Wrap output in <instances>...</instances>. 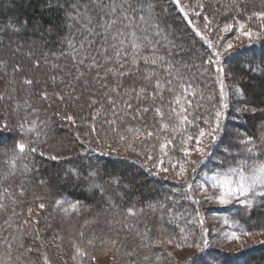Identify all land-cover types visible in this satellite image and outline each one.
Here are the masks:
<instances>
[{
    "label": "trees",
    "instance_id": "1",
    "mask_svg": "<svg viewBox=\"0 0 264 264\" xmlns=\"http://www.w3.org/2000/svg\"><path fill=\"white\" fill-rule=\"evenodd\" d=\"M185 1L217 27L254 20L255 13L264 11V0ZM112 2L0 0V264H50L31 208L49 214L54 225L60 223L57 229L77 251V264H90L95 253L105 250L117 254L121 264H153L166 254L162 242L188 241L182 229L188 222L179 223L176 217L187 221L203 213L191 199L190 183L154 174L147 163H176L195 146L201 129L214 126L217 111L222 113L220 131L217 139L210 138L203 170L264 161V114L257 115L264 109V33L216 55L205 35L195 30L184 0H115L136 8L135 15L145 18L135 21L137 36L147 31L155 41L141 47L135 62L131 55L118 61L108 47L116 26L107 45L101 27L115 19L102 7ZM102 45L108 47L103 54ZM92 58L99 67H89ZM234 73L242 78L245 99L229 98L224 90ZM32 74H37L36 82ZM67 83L72 89H64ZM41 86L49 90L47 99ZM129 103L134 111L128 110ZM182 110L191 121L184 126L178 120ZM249 138L256 144L253 155L245 150L252 148L244 143ZM20 143L26 146L23 151ZM115 143L120 152L136 157L117 155ZM58 199L79 203L80 209L61 215L54 210ZM222 211L248 235L244 247L225 251L204 241L201 252L186 264H264V243L249 238L254 231L264 232V197ZM193 224L190 231L197 242L195 234L203 228Z\"/></svg>",
    "mask_w": 264,
    "mask_h": 264
},
{
    "label": "rangeland",
    "instance_id": "2",
    "mask_svg": "<svg viewBox=\"0 0 264 264\" xmlns=\"http://www.w3.org/2000/svg\"><path fill=\"white\" fill-rule=\"evenodd\" d=\"M185 5V9H189L188 13L192 14L191 16L194 18L193 25H195V30L199 31V35H205V41L213 48V53H229L235 50L234 48L242 45H247L248 43H252V41L258 40L260 36L264 33V20L257 16L254 20H248L245 22H233L228 23L225 25H232L233 27L229 30H225V25L222 27H217L214 22H211V25L209 26L207 21H211L210 19L207 21L205 20L206 16H202V12L197 11L196 6L194 4H188L185 0L183 2ZM195 6V7H194ZM241 25H243V28H241ZM246 32H252L254 33L251 37L245 36L244 33ZM231 34V35H230ZM231 43L233 45L232 49H227V44ZM20 43L18 42V45ZM15 46V44L13 45ZM12 46V47H13ZM210 58V55H209ZM216 62V57H213ZM35 59V58H34ZM51 59V58H49ZM209 60V59H208ZM21 63L19 60L16 61V64ZM54 66V64L52 65ZM214 68H217L216 66H213ZM218 69V68H217ZM42 68L39 69L38 72H41ZM47 72V75H52V73H49L48 69H44L43 72ZM227 73V71H226ZM34 74V73H33ZM33 80L36 82L37 74L33 75ZM55 77L58 78L59 74L55 73ZM229 74H227V77ZM58 76V77H57ZM48 78V77H47ZM232 80L228 82L225 81L224 84V90L227 91L230 96H235L236 98H244L242 96L243 88L241 87V81L242 78L239 76V74H232ZM81 82V80H80ZM79 82V83H80ZM230 82H233L230 84ZM1 85L3 83H0ZM81 84V83H80ZM3 86V85H2ZM63 86V85H62ZM83 87V84L81 85ZM93 86V85H92ZM92 86H88L87 89L90 92L92 90ZM99 86V85H98ZM97 86V87H98ZM73 86L71 84L67 83L64 85V89H72ZM42 92H46L47 90L41 86L40 89ZM222 90V92H225ZM49 91V90H48ZM47 91V92H48ZM223 96L225 93H221ZM227 94V95H228ZM92 95V94H90ZM246 96V95H245ZM225 98V96H224ZM247 99L249 100V95H247ZM228 105L230 104L229 99L227 100ZM2 101L0 100V110L2 111ZM196 107V106H194ZM74 112V111H73ZM72 113V112H71ZM182 115L178 118L181 125L184 126L183 117L186 115L185 110L181 112ZM264 109L259 108L257 110L258 116H263ZM75 116V114H74ZM112 119V118H111ZM188 119L190 117L188 116ZM186 123V122H185ZM3 126V123H0ZM206 126V124H204ZM263 127V128H262ZM261 128L264 130V126L262 125ZM209 129H206V131ZM230 129L227 128V134L229 133ZM264 133V132H263ZM187 133L183 132V135ZM182 135V134H180ZM264 137V134H262ZM187 139V138H186ZM189 139V138H188ZM210 137H205L204 140L201 142L200 147H203L207 153L206 156L202 157L201 153L199 151H196L197 145L193 147V145L190 148H187L186 150H189L187 152V155L185 154L182 158L178 159L176 163H172L173 165L164 164L165 161L158 163L157 165H150L147 163L148 169H150L154 174L164 176L166 178H171L179 181L181 184L186 185L190 183L191 185V199L194 201V203H197L199 205V208H203V213H201L197 217L189 216V219L187 218V221H184V217L181 218L179 216L176 217V219L182 222H188L186 224H182L183 233L186 235V239L188 241H184L181 244L177 243H161L162 246H166L165 248V256L161 259H159L156 263L153 264H186L190 260H192L197 254L201 252L202 244L204 241L211 242V245H215L218 248H221L225 251H238L239 249L243 248L247 241V234H244L243 228L239 224L238 221H236L234 218L231 217V214L226 213L222 210L232 207L233 205L239 204H248V203H241V201H248L250 203L254 202L258 198H260L259 195L256 193L264 192V188L257 187L255 190V193H247V194H240L238 193L235 197H228L226 196V199H229L231 202L229 204H220L219 203V197L224 192V185L225 182H228V186L235 188L240 180V172L243 171L244 176L246 180L250 178L253 174V171L257 168L258 165L264 164V161H257L255 165L250 167L251 165H248L246 163H242L238 167L229 168L227 170L223 171H214L210 172L208 170H203L202 166H206L207 162H204L208 156V152L210 149ZM256 144H251L249 147L255 148L256 150ZM120 145L118 143H115L113 146V151L117 153V155H123L124 157H136L132 154L125 151V153H122L119 151ZM259 151V154L262 152ZM238 153V152H237ZM253 153H256V151L251 152L250 155H253ZM204 162V163H203ZM162 165V166H161ZM176 165L183 166L187 171L181 175L180 174V167H177ZM172 167V168H171ZM167 169V170H165ZM230 169H236L235 172L230 171ZM197 170H202L199 174L197 173ZM207 194V195H205ZM59 202V203H58ZM71 204H76L78 207L76 209H72L70 207ZM65 209H68L65 211ZM80 209L79 203L70 201L69 199H58L55 202L54 210L56 212H59V214L64 216H69L70 214L78 211ZM29 212L31 217L33 218V227H37L38 231L41 236H38V238H41L43 241V244L45 245L47 249V254L49 257L50 264H77V251L71 249L67 245V241L65 240V237L63 238V234L57 229L58 225H54L51 222V217L49 214L41 213L37 208L30 209ZM135 211V210H134ZM233 210H230V212ZM98 216L103 215V211H100L97 213ZM189 214L187 213L186 216ZM96 217V213L92 216H90V219H93ZM179 217V218H178ZM56 221V220H55ZM65 221H67L65 219ZM94 221V220H93ZM201 221H203L201 223ZM193 222L198 224L201 228H203L198 234H195V236H199V240L196 242L195 240H192L194 235H192L190 231V226L194 225ZM55 226V227H54ZM70 226V225H69ZM83 230V229H82ZM233 232L236 233V235L239 237V239L233 238ZM252 240V243H264V232L263 231H254L251 233L250 237ZM254 241V242H253ZM76 246V244H75ZM90 264H121L117 258V254L114 252L105 250L101 252H97L92 257V262Z\"/></svg>",
    "mask_w": 264,
    "mask_h": 264
},
{
    "label": "snow or ice",
    "instance_id": "3",
    "mask_svg": "<svg viewBox=\"0 0 264 264\" xmlns=\"http://www.w3.org/2000/svg\"><path fill=\"white\" fill-rule=\"evenodd\" d=\"M176 3L179 4V0H176ZM103 9L105 10L106 14H110L112 16H115V19H111L108 21H105L101 24V27L103 29V33H104V41L105 44L107 45L108 39H109V32L111 29H113V26L115 25L116 28L114 31L111 32V40L113 41V43L111 45H108V47H111L115 50V57L116 59L119 61L122 59V57H127V56H132L133 62H135V58H136V53H138L141 49V47L143 46H154L155 41L150 39V36L148 34L147 31H143L141 36H137V31L134 29H138V25L136 24V19H139L141 21H143L145 18L143 16H139L137 17L135 15L136 13V8L132 5V4H124V3H120L117 4L115 3V0H113L112 3L110 4H104L102 5ZM119 10V12H118ZM142 10V9H141ZM181 11H183V9H181ZM129 13H132V15H129ZM79 15V14H78ZM185 15H187V13H185ZM256 16L264 18V11L262 12H258L255 13ZM205 20L207 21V17H205ZM209 26L211 25V21H207ZM189 23H191V21H189ZM233 26L232 25H225V30H229L231 29ZM241 28H243V25H241ZM157 35H159L160 33L157 32ZM254 33L252 32H246L244 33L245 36L251 37ZM140 40L142 41L141 43H138L137 41ZM89 44H91V41H89ZM85 47V45L83 43H81L80 48L83 49ZM108 47H105L102 45L100 52L101 54L106 53L108 51ZM130 48L131 52L127 51L126 49ZM233 45L229 42L227 44V49H232ZM216 55H220L219 52L216 53ZM110 59V57L105 56V60ZM145 61H147L149 58L148 57H144ZM159 59H163L162 57H160ZM152 63H156V59H152L151 60ZM78 63L83 64L84 60L80 59L78 61ZM208 63L210 64L211 61H208ZM254 63V62H253ZM262 64H264V61L261 62ZM39 62L37 61V66H38ZM124 65L121 64V67H123ZM89 67H99V65L96 64L95 58H92V63L89 64ZM218 71H223V69H218ZM27 84H32L31 80L26 81ZM157 87H160L159 82L157 83ZM143 91V90H141ZM44 98L47 99V93L43 94ZM61 100L64 99V97H60ZM93 103H96L95 101H93ZM112 103H114V101H112ZM128 110L130 111H134L132 109V105L129 103L127 105ZM143 111H148L147 108L143 109ZM183 111V110H182ZM253 112H255V110H251ZM156 112L160 113V109L156 108ZM221 116L222 113L217 111L215 113V122H214V126H212L210 128V130H204L201 129L199 131V135L198 137L195 138L194 142L197 145L196 147V151H199L201 153V156L204 157L207 155L205 149L203 147H200L201 142L204 140V138L210 137L213 140L218 138L219 135V131H220V121H221ZM69 120H71V117H68ZM184 122L186 123H191V121L188 120L187 116L183 117ZM5 128L7 127V125L4 126ZM149 136L152 135L151 132L148 133ZM225 136H227V132L224 133ZM4 136L3 132H0V140H2ZM189 140H193L192 137H189ZM169 144H171V141L168 142ZM245 145L247 144H254V141L251 140L250 138L248 140H246ZM25 144L24 143H20L18 145V148L23 151L25 149ZM248 152H254L255 148H246L245 149ZM189 150H185V154L187 155V152ZM264 154V153H262ZM103 155V154H101ZM54 159V157H53ZM162 166V165H161ZM177 167H180V174L183 175L187 170L180 165H176ZM167 170V169H165ZM230 171L235 172L236 169H230ZM93 187H95V185H93ZM189 188H191V185H188ZM257 187L260 188H264V164H260L257 166V168L253 171V174L250 178H248L246 180L243 171L240 172V180L237 184V186L235 188L229 187L228 186V182H225L224 185V192L220 195L219 197V203L220 204H229L231 201L229 199H226L225 197H235L238 193L240 194H247V193H255V190ZM257 195H259L260 197H264V192H259L256 193ZM207 195V194H205ZM59 203V202H58ZM241 203H250L248 201H241ZM41 208L44 207L43 204L40 205ZM70 207L72 209H76L78 207V205L76 204H71ZM68 209H65V211H67ZM31 210L29 209V212ZM203 221H201L202 223ZM233 238L234 239H239V237L236 235L235 232H233ZM205 245L207 246V242H204ZM45 260H47V257H45Z\"/></svg>",
    "mask_w": 264,
    "mask_h": 264
}]
</instances>
